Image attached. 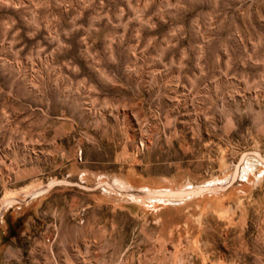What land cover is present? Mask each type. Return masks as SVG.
Masks as SVG:
<instances>
[{
	"label": "rangeland",
	"instance_id": "rangeland-1",
	"mask_svg": "<svg viewBox=\"0 0 264 264\" xmlns=\"http://www.w3.org/2000/svg\"><path fill=\"white\" fill-rule=\"evenodd\" d=\"M0 264H264V0H0Z\"/></svg>",
	"mask_w": 264,
	"mask_h": 264
},
{
	"label": "bare ground",
	"instance_id": "bare-ground-1",
	"mask_svg": "<svg viewBox=\"0 0 264 264\" xmlns=\"http://www.w3.org/2000/svg\"><path fill=\"white\" fill-rule=\"evenodd\" d=\"M198 192V191H197ZM183 192H181V193H174V194H170V192H161V193H159V195H166V196H175V197H181V196H183V194H182ZM191 194H193L194 192L193 191H191L190 192ZM148 195H149V193H148ZM154 195V194H153ZM156 195V194H155Z\"/></svg>",
	"mask_w": 264,
	"mask_h": 264
}]
</instances>
